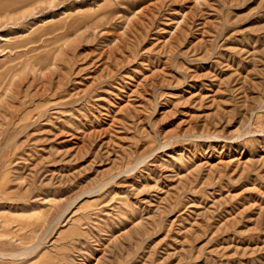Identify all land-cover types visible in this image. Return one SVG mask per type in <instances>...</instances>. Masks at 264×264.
Returning <instances> with one entry per match:
<instances>
[{
  "label": "rangeland",
  "instance_id": "374dc122",
  "mask_svg": "<svg viewBox=\"0 0 264 264\" xmlns=\"http://www.w3.org/2000/svg\"><path fill=\"white\" fill-rule=\"evenodd\" d=\"M0 264H264V0H0Z\"/></svg>",
  "mask_w": 264,
  "mask_h": 264
}]
</instances>
